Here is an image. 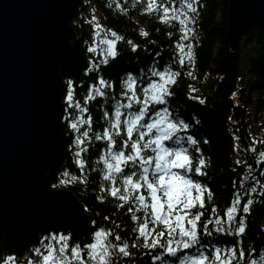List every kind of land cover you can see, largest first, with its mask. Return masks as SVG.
<instances>
[{"label": "snow or ice", "instance_id": "snow-or-ice-1", "mask_svg": "<svg viewBox=\"0 0 264 264\" xmlns=\"http://www.w3.org/2000/svg\"><path fill=\"white\" fill-rule=\"evenodd\" d=\"M195 2L146 0L142 11L156 13L161 24L175 29V35L173 31L165 33L171 40L170 55L161 62L163 51L153 52L145 45L150 62L125 72L119 80V93L116 82L100 73L101 65H108L110 59L121 54L117 49L121 42H126L133 54L141 46L131 39L125 41L123 35L105 29L92 17V43L86 49L99 60H88L85 76L95 72V81L87 84L82 105L76 95L77 84L68 79L62 89V111L55 117L57 125H66L68 152L79 175L65 169L58 184L51 187L83 185L87 190L90 174L95 173L99 184L96 200L106 202L111 198L114 210H123L131 224L122 232L121 223L109 215L101 221L93 219L88 242L74 241L70 232H50L40 238L43 249L32 250L38 260L29 258L24 264H145V260L148 264H264V246H254L247 252L244 247L247 215L253 203L247 197L258 187L264 193V184L248 164V175L233 181L221 214L218 205L212 203L214 193L206 182L208 161L201 145L209 141L192 134L199 120L195 116L190 121L185 119L171 103L175 96L172 87L181 76L179 68L194 57L193 44L185 41L195 36L194 28L189 27L195 25ZM116 7L127 11L119 3ZM139 35L146 38L149 32L140 28ZM83 84L81 81L80 86ZM194 91L189 87L190 98L204 104L203 98L191 95ZM97 98L101 115L93 129L92 115L85 114L89 113V102ZM96 142H102V146L97 147ZM249 150L256 151L254 147ZM90 151L97 152L92 166L85 158ZM259 157L257 163L264 162V151ZM248 181L253 186L249 192H242ZM86 211H90L86 205L69 202L71 217L84 218ZM0 264L17 261L8 255Z\"/></svg>", "mask_w": 264, "mask_h": 264}, {"label": "trees", "instance_id": "trees-1", "mask_svg": "<svg viewBox=\"0 0 264 264\" xmlns=\"http://www.w3.org/2000/svg\"><path fill=\"white\" fill-rule=\"evenodd\" d=\"M229 2L230 0H196L194 4L197 7L195 25L191 24L195 36L190 41H185V43L193 44L194 57L191 63L186 61L185 66L179 68L181 76L172 87L175 96L171 100L172 105L182 113L185 119L190 121L191 117L195 116L199 120L192 134L201 141L204 139L209 141L208 144L201 145L208 161L206 182L214 193L212 203L218 205L221 214L227 206L233 189V181H238L240 176L248 175V164L252 165V174L261 181V184H264V176L260 175L264 172V162L257 163L260 159L259 153L264 151V90L257 92L258 89H255L253 93L249 90L259 80L255 60L264 53V33L257 26H253L239 39L237 50L233 51L228 34ZM117 3L127 11L118 9ZM145 3L146 0H78L74 17L69 24L76 29L83 40L82 51L85 57V67L80 79H73L77 84V99L82 105L83 96L87 94V84L94 82L96 78L95 72L85 76L88 60L90 58L99 60L96 54H90L86 49V45L92 43V25L85 21L86 14L90 12L97 14L98 23L105 29L116 30L125 37V41L131 39L141 46L138 52L133 54L126 42H121L118 44V51L121 54L114 60L110 59L108 65H101L100 73L106 79L116 82L117 93L121 90L119 80L125 72L146 67L150 62L151 56L144 51L145 45L153 52L163 51L161 62L168 59L171 40L165 33L173 31L175 35V29L172 26L161 24L156 13L143 12L142 7ZM140 28L147 30L149 36L146 38L140 36ZM153 41L156 43L153 44ZM189 71L192 72L190 76L187 75ZM68 79L72 78H65V84ZM81 81H84L83 86H80ZM189 83L196 86L191 95L203 98L204 104L190 98ZM100 103V99L97 98L87 105L89 113L85 116L92 115L93 129H96V121L101 115ZM64 128L67 135L66 162L59 170L48 173L50 186L58 184L61 179L60 173L65 169H68L71 174L79 175L68 152L67 145L70 139L66 125ZM253 140L259 143L253 144ZM96 145L100 147L102 142H96ZM253 147L256 149L255 152L249 150ZM96 156L95 151H90L85 155L89 166L95 163ZM237 160L242 161V164L237 165ZM252 186L251 181L245 182L241 191L249 192ZM64 188L70 189L81 205H86L90 209L86 211L90 217L87 229L79 237L73 235L74 241L88 242L89 234L93 230L91 220L101 221L105 215L121 223L122 232L126 225L131 224L123 210H114L111 198H108L106 202L96 200L95 194H99L97 174H90L87 190H84L83 185H69ZM247 198L253 203L247 215L244 239L246 252L254 246L257 248L264 246V193L258 187L257 192ZM50 232L54 231L51 230L43 236ZM39 243L34 244L32 248ZM32 248L26 258L22 259L23 262L33 257ZM8 255V252H3L1 260ZM16 259L21 261L19 257ZM145 264H148L147 260Z\"/></svg>", "mask_w": 264, "mask_h": 264}, {"label": "water", "instance_id": "water-1", "mask_svg": "<svg viewBox=\"0 0 264 264\" xmlns=\"http://www.w3.org/2000/svg\"><path fill=\"white\" fill-rule=\"evenodd\" d=\"M78 0H0V257L20 258L49 230L84 234L90 222L71 217L67 188L52 189L48 173L65 162L64 77L79 79L81 37L70 26ZM253 26L264 33V0H230L231 48ZM264 87V53L255 60ZM53 192L62 195H53Z\"/></svg>", "mask_w": 264, "mask_h": 264}, {"label": "rangeland", "instance_id": "rangeland-1", "mask_svg": "<svg viewBox=\"0 0 264 264\" xmlns=\"http://www.w3.org/2000/svg\"><path fill=\"white\" fill-rule=\"evenodd\" d=\"M93 16H95L96 17V23H98L99 22V19L97 18L98 17V15L97 14H95V13H92V12H90V13H88V14H86L85 15V21L86 22H88V23H90L91 25H92V17ZM189 27L191 28V24H189ZM35 247H41L42 249H43V245L42 244H38V245H36ZM35 247H33L32 249H34ZM32 254H33V252H32ZM9 255H12V256H14L15 258L17 257V256H15L14 254H9ZM26 255V254H25ZM25 255H23V257L21 258V261L20 260H17L16 259V261H17V264H24V262H23V258H25ZM7 257V256H6ZM31 259H33V260H38V257H36L35 255H33V257L31 258Z\"/></svg>", "mask_w": 264, "mask_h": 264}, {"label": "bare ground", "instance_id": "bare-ground-1", "mask_svg": "<svg viewBox=\"0 0 264 264\" xmlns=\"http://www.w3.org/2000/svg\"><path fill=\"white\" fill-rule=\"evenodd\" d=\"M72 27V26H71ZM74 28V27H73ZM74 30L76 31V29L74 28ZM76 34H77V37L79 38V37H81L79 34H78V32L76 31ZM243 36V35H242ZM241 36V37H242ZM240 37V38H241ZM82 38V37H81ZM239 38V39H240ZM239 39H238V41H239ZM238 41H237V43H236V47H234L232 50L233 51H235V50H237V44H238ZM82 42H83V40L81 41V45H82ZM229 43H230V41H229ZM231 46V45H230ZM84 67H85V62H84ZM84 67L82 68V70H81V75H82V73H83V69H84ZM259 75V74H258ZM65 78H67V77H64L63 78V82L65 83ZM260 78V77H259ZM65 86H66V84H65ZM189 87H191V88H193V89H195L196 88V86H194V84H192V83H189ZM199 88V87H198ZM255 89H258L257 90V92H261V91H263L264 90V87H261V88H259V87H253L252 89H251V91L250 92H252L253 90H255ZM254 92V91H253ZM252 92V93H253ZM63 124V123H62ZM64 126V125H63ZM64 131H65V128H64ZM65 136H67L66 135V132H65ZM67 138V137H66ZM64 156H65V148H64ZM65 162H66V156H65ZM64 162V163H65ZM51 187V186H50ZM52 188V187H51ZM53 189V188H52ZM68 189V188H67ZM87 229V228H86Z\"/></svg>", "mask_w": 264, "mask_h": 264}]
</instances>
